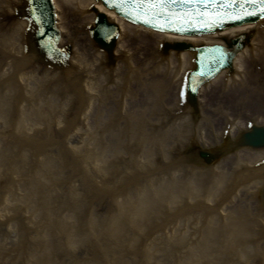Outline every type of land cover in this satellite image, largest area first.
Masks as SVG:
<instances>
[{
    "label": "bare ground",
    "instance_id": "obj_1",
    "mask_svg": "<svg viewBox=\"0 0 264 264\" xmlns=\"http://www.w3.org/2000/svg\"><path fill=\"white\" fill-rule=\"evenodd\" d=\"M12 2L17 0H0V20L11 23L4 24L6 30L0 34V50L7 48L4 55L0 51V178L3 174L8 177L0 180V264H91L93 257L76 224L84 200L94 201L88 193L108 196L106 201L119 211L113 218L92 215L87 224L91 241L99 237L109 242L104 247L110 264H264V201L260 199L264 166L253 169L264 149L257 153L240 150L203 169L193 165L183 168L180 156L175 162L167 159L175 148L180 147V155L195 148L194 143L184 144L189 137L196 142V136L185 106L192 91L182 87L181 81L192 56L167 50L169 59L163 53L155 58L151 49L155 54L162 38L171 42L173 37L123 25L119 37L123 42L113 58H124L127 64L115 61L110 70L100 62L105 56L91 48L90 40L87 45L82 40L85 36L79 37L86 23L79 22L80 17L81 21H93L98 14L88 11L83 15L92 1L52 0L56 18L49 15V20L56 22L61 41L73 39L75 49L64 70L46 68L52 64L45 65L41 52L31 53L33 43L22 33L27 22L16 19ZM69 15L74 16L71 33L65 23ZM251 28L245 25L244 30ZM36 32L38 47L44 39L41 31ZM253 39L252 45L263 50L249 55L256 56L255 63L264 64V42ZM187 40L203 42L196 37ZM246 56H237L241 73L225 85L216 88L219 79L215 77L203 81L197 91L196 95L205 99L199 100V108L206 111L198 137L209 140L213 152L220 150L216 139L221 135L210 128L216 122L217 128L227 126L236 135L239 128L234 131L232 126L245 117L243 111L251 103L249 91L261 97L255 103L257 113L264 111V89L261 84L253 86L254 74L246 68ZM131 81L146 96V104L140 99L131 101L135 95L127 86L133 85ZM178 91L186 94L180 121L173 119L176 124L164 129L165 133H153L149 126L163 123L157 112L170 104L176 107ZM79 111L87 117V124L76 125ZM169 132L172 142L166 136ZM234 134L227 141L232 142ZM53 144L59 148L51 147ZM22 146L27 147V154L16 157ZM31 155L38 159L37 170L27 176ZM131 180L134 184L127 185ZM178 218L180 222L167 224ZM23 230L28 235L24 236ZM142 236L147 244L140 248Z\"/></svg>",
    "mask_w": 264,
    "mask_h": 264
},
{
    "label": "snow or ice",
    "instance_id": "obj_2",
    "mask_svg": "<svg viewBox=\"0 0 264 264\" xmlns=\"http://www.w3.org/2000/svg\"><path fill=\"white\" fill-rule=\"evenodd\" d=\"M251 7L255 8L258 10L259 13L264 14V0H252ZM138 9V12L136 13L139 15L141 18H144L146 22L152 23L153 21L149 18L150 16H155L158 15L156 9L163 8L164 5L162 3L156 2V0H149L147 4H141L136 6ZM224 8H229L231 7L230 4H225L223 6ZM244 5H241V10H243ZM245 14H255V13H245ZM209 16H218L220 13H211L207 14Z\"/></svg>",
    "mask_w": 264,
    "mask_h": 264
},
{
    "label": "water",
    "instance_id": "obj_3",
    "mask_svg": "<svg viewBox=\"0 0 264 264\" xmlns=\"http://www.w3.org/2000/svg\"><path fill=\"white\" fill-rule=\"evenodd\" d=\"M228 33L229 34H234V33H237V30H235V29H228ZM221 35H223V34L222 33L217 34L218 37H220Z\"/></svg>",
    "mask_w": 264,
    "mask_h": 264
}]
</instances>
